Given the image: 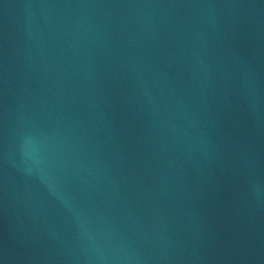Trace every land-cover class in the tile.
<instances>
[{
	"label": "water",
	"instance_id": "obj_1",
	"mask_svg": "<svg viewBox=\"0 0 264 264\" xmlns=\"http://www.w3.org/2000/svg\"><path fill=\"white\" fill-rule=\"evenodd\" d=\"M0 264H264V0H0Z\"/></svg>",
	"mask_w": 264,
	"mask_h": 264
}]
</instances>
